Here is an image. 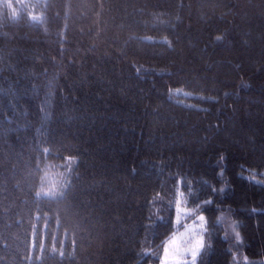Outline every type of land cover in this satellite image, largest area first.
<instances>
[{
    "label": "trees",
    "instance_id": "obj_1",
    "mask_svg": "<svg viewBox=\"0 0 264 264\" xmlns=\"http://www.w3.org/2000/svg\"><path fill=\"white\" fill-rule=\"evenodd\" d=\"M201 214L196 264H264V0H0V264H160Z\"/></svg>",
    "mask_w": 264,
    "mask_h": 264
},
{
    "label": "clouds",
    "instance_id": "obj_2",
    "mask_svg": "<svg viewBox=\"0 0 264 264\" xmlns=\"http://www.w3.org/2000/svg\"><path fill=\"white\" fill-rule=\"evenodd\" d=\"M42 15L43 14L41 13L40 15L32 16V19L39 20ZM54 168L55 165L53 164H48L44 167L43 176L41 177L42 183L40 184V186L36 191L37 197L47 196V197L55 198L57 195L60 194V181L54 179V173H53ZM55 175H60V173H55ZM200 217L203 218L202 227L206 231L207 217L203 214H201ZM222 218L224 217L221 216L220 219L222 220ZM232 231L235 233L237 242H242L243 238L240 232L236 228L235 221L232 222ZM201 249H202L201 244L198 239L196 245H194L192 248V264H196L197 254ZM244 261L245 264H249V258L247 257V255L244 256Z\"/></svg>",
    "mask_w": 264,
    "mask_h": 264
},
{
    "label": "snow or ice",
    "instance_id": "obj_3",
    "mask_svg": "<svg viewBox=\"0 0 264 264\" xmlns=\"http://www.w3.org/2000/svg\"><path fill=\"white\" fill-rule=\"evenodd\" d=\"M198 219L202 222V217H198ZM224 218H222L223 220ZM190 228L192 226H189ZM200 228L203 229L202 223L199 225ZM182 236L186 237V234H181ZM193 237L191 244L185 245V243H182L180 237H173V239L166 245L165 247V257L164 261L167 262V264H186V261L182 258L180 253L192 254V248L194 245H196L198 239L201 244V248L204 246V239L203 236L196 237L195 232L193 231ZM199 254V252H198ZM197 254V255H198Z\"/></svg>",
    "mask_w": 264,
    "mask_h": 264
},
{
    "label": "rangeland",
    "instance_id": "obj_4",
    "mask_svg": "<svg viewBox=\"0 0 264 264\" xmlns=\"http://www.w3.org/2000/svg\"><path fill=\"white\" fill-rule=\"evenodd\" d=\"M199 216H197L195 219H193L192 221L188 222L185 227L183 229H181L180 231L176 232L172 237H170L167 242L164 245L163 248V255H162V260L160 264H167V262L164 261V257H165V247L166 245H168V243L173 239V237H180L182 243H185V245L187 244H191L192 240L194 239L193 237V231L196 234V237L199 236H203V239L205 237V229L200 228L199 225L202 223L199 219ZM189 226H192L191 228ZM207 229V226H206ZM181 234H186L185 236H182ZM200 252V251H199ZM180 255L182 256V258L186 261V264H192V254L188 253V254H184V253H180Z\"/></svg>",
    "mask_w": 264,
    "mask_h": 264
}]
</instances>
